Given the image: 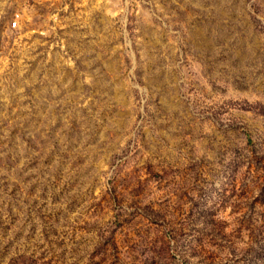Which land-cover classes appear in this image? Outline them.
<instances>
[{
  "label": "rangeland",
  "instance_id": "obj_1",
  "mask_svg": "<svg viewBox=\"0 0 264 264\" xmlns=\"http://www.w3.org/2000/svg\"><path fill=\"white\" fill-rule=\"evenodd\" d=\"M0 21V264H264V0Z\"/></svg>",
  "mask_w": 264,
  "mask_h": 264
},
{
  "label": "built area",
  "instance_id": "obj_2",
  "mask_svg": "<svg viewBox=\"0 0 264 264\" xmlns=\"http://www.w3.org/2000/svg\"><path fill=\"white\" fill-rule=\"evenodd\" d=\"M6 2H7V0H6ZM22 20H23V13H22V11L19 10V11L15 12V14L13 16V19L11 21V24H10L11 25V28L12 29H18V28H20Z\"/></svg>",
  "mask_w": 264,
  "mask_h": 264
},
{
  "label": "crops",
  "instance_id": "obj_3",
  "mask_svg": "<svg viewBox=\"0 0 264 264\" xmlns=\"http://www.w3.org/2000/svg\"><path fill=\"white\" fill-rule=\"evenodd\" d=\"M6 4V0H0V18L2 17V13L4 11V5ZM3 22L0 21V27L3 25Z\"/></svg>",
  "mask_w": 264,
  "mask_h": 264
}]
</instances>
